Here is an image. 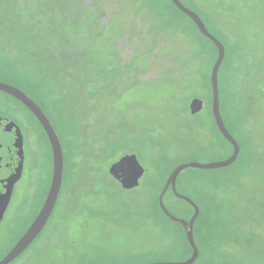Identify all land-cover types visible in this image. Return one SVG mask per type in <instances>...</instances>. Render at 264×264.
<instances>
[{
	"label": "rangeland",
	"instance_id": "1",
	"mask_svg": "<svg viewBox=\"0 0 264 264\" xmlns=\"http://www.w3.org/2000/svg\"><path fill=\"white\" fill-rule=\"evenodd\" d=\"M182 1L198 5L199 12L211 18L214 26L209 28L226 35L227 51L236 53L238 44L246 43L252 52L238 90L225 64L218 74L220 106L228 129L240 143L239 157L223 168H189L177 177L176 189L205 210V219L194 233L199 255L193 264H264L255 238L247 235L256 230L264 239V0ZM83 2L93 3L96 12L81 14L72 8V0H0V65L10 67L0 66V73L19 74L33 97L46 93L47 99L59 101L55 87L66 76L57 67L44 70L43 63L52 68L49 57L56 55L51 49L59 48L64 55L79 48L85 55L78 62L94 75L98 93L83 124L88 132L84 148L96 153L85 163V170L68 171V182L76 180L82 187L78 193L66 189L61 194L44 231L50 244H40V254H33L27 263L16 259L10 264L184 261L190 254L180 227L165 221L167 231L155 226V220L162 221L153 202L156 188L175 164L218 162L230 155L207 110L208 74L215 51L166 0ZM147 20L169 25L176 38L187 41L195 54L191 68L153 62L157 54L156 49L148 53L154 33ZM124 37L123 47L117 48ZM64 39L68 46L61 44ZM193 96L205 101L194 116L186 114ZM0 97L9 100L1 92ZM19 115L23 173L0 222V258L39 211L50 182V150L43 132L23 110ZM61 140L65 166L67 159L70 164L86 157L84 150L71 157L70 151L77 149L62 136ZM126 152L135 153L146 169L132 189L106 173L110 163ZM165 203L179 216L188 214L172 197H166Z\"/></svg>",
	"mask_w": 264,
	"mask_h": 264
},
{
	"label": "water",
	"instance_id": "2",
	"mask_svg": "<svg viewBox=\"0 0 264 264\" xmlns=\"http://www.w3.org/2000/svg\"><path fill=\"white\" fill-rule=\"evenodd\" d=\"M181 12L187 15L198 27L199 31L208 39H210L217 49V56L210 72L211 84V111L215 124L220 134L232 146V152L226 159L218 162L198 163L185 162L176 165L168 174L164 185L158 194L157 203L162 212L173 222L181 224L185 239L191 248V253L187 259L181 262H147L141 264H193L199 255V249L194 239V223L199 215L198 205L188 196L179 193L176 189V180L178 175L185 169H218L231 165L238 157L240 146L236 139L227 130L220 115L219 110V92L217 84V75L219 66L224 56V47L222 43L212 35L203 24L199 16L192 10L185 7L180 0H170ZM0 91H3L22 102L37 118L42 126L50 147L52 155V176L47 195L44 202L27 229L11 246V248L0 258V264H9L17 258L40 234L46 224L56 203L63 173V154L59 139L41 110V108L20 89L0 81ZM203 107V101L200 98H193L189 103L191 114L199 112ZM23 167V140L22 135L13 123L6 119L0 120V221L3 218L6 207L9 203L13 186L20 177ZM108 174L117 180L120 185L126 189L137 187L143 177L146 169L139 162L137 156L133 152L122 154L117 160L110 163ZM170 189L172 193L179 199L187 202L192 208V215L186 219L173 215L165 206L163 196Z\"/></svg>",
	"mask_w": 264,
	"mask_h": 264
},
{
	"label": "flooded vegetation",
	"instance_id": "3",
	"mask_svg": "<svg viewBox=\"0 0 264 264\" xmlns=\"http://www.w3.org/2000/svg\"><path fill=\"white\" fill-rule=\"evenodd\" d=\"M180 2L185 7H187L190 10H192L193 12H195L199 16V18L202 20V22L205 25L206 29L222 43V45L224 47V56H223V59H222V62L220 64V66H219L218 74H219L223 64H225V68H227L228 70L230 69V72L233 74V77H234L233 78L234 89L238 90V88L243 85L244 80L246 78V75L248 73L247 72L248 69L246 68V70H244L243 68H245V66H248L249 63H250V60H251L250 56H251L252 52L250 50V45L246 44V43H245V45L238 44L239 50L236 53L227 51L226 44H225L226 42H225V39H224V37H226V35H222L221 34V36H219V35L215 34L209 28V26L213 25L211 18H208V17L206 18L204 14L202 15L199 12V7H197L198 5H195L193 3H190V5H185L182 0H180ZM134 4L136 5L135 2H134ZM212 4H213V2H212ZM72 6H74L72 8H74L77 12H81V14L83 12H86V13H88L91 16L93 14V12H96V6L94 8L93 3L92 4L90 2L86 3V2H83V0H79V1L72 0ZM131 6H132V3H131ZM178 11H180V10L178 9ZM180 14L181 15L183 14V17H185V16L188 17L183 12H181ZM188 19H189V21L191 23V26L198 33V35L199 36L201 35L202 37H204L205 40L206 39L209 40V44H211V46L213 47V49L215 51V59H216L217 49H216V46L214 45V43L210 39L205 37L199 31V29L196 26V24L189 17H188ZM146 22H148V20ZM148 23H149L148 29L152 30L151 32H154L155 29L153 28L152 21L148 22ZM163 35H166L169 39L168 38H163ZM176 37L177 36L174 33L170 32V31H166L164 33L161 32L158 35V38H157V40H156V42L154 44L155 45L159 44V46L156 47V48H155V46H153V49H156L155 50V55L157 54L159 60L157 59V56H156V57H153L154 58L153 62H155V60H156L157 62H159V64L160 63L165 64L168 61H171L172 64L175 65L174 68H176V65L179 64V61L178 60L174 61L175 59H173L172 56H174L177 59V56L179 55V51L181 50L180 46H176L177 45L176 42L179 39V38H176ZM123 39L125 40L126 38L124 37V38H122V41L117 42V44H118L117 48L123 47ZM166 39H168L169 42L173 41L174 44L170 45L168 42L165 41ZM61 44H63V45L66 44L68 46L67 40H65V39H64V41ZM56 49H57V51H54L53 49H51L49 51L50 53H53V54L56 55V57H51V56L49 57V61H51L52 63L54 62L53 65H52V68L49 65L46 66V63L44 62L43 63V65H44L43 69L46 70V71L47 70H55V68L57 67L56 70H59L64 76H66V79L60 78V82L55 87V89L58 90L57 94L61 96V100L59 99V101H57V99L55 100L54 97H52V96H48V99H47L46 98V93H44L41 96V98L35 97V96L33 97L26 91V89H25L26 86L23 85V84H26V85H29V84L27 82H24L23 80H21V76L19 74H15L12 71L8 72V73H5V72L0 73V81L1 82L7 83L9 85H12V86L20 89L22 92H24L29 98H31L41 108V110L43 111V113L45 114V116L47 117L49 122L51 123V125H52V127H53V129H54V131H55V133H56V135L58 137V139H59V142H60V145H61L62 154H63V173H62L61 186H60L59 194H58V197H57L55 205H57V203L59 202V199L61 197V194H63L66 189H69L70 192H77L78 193L80 188L82 187L81 185H78V183H76V182L73 184L72 182H68L67 181L68 175H67V170H66L65 165H64V156H65L64 155V147H63V142L61 140V134L62 133H61L60 127L58 125L61 124V123H70L71 122V123L82 124V126L84 127V125H83L84 122H86L87 119L89 118L88 110L89 109H94L93 108L94 107L93 104H95L97 102L96 100H98V93H97V91L95 89L96 81H95L94 75L86 70V68H85L86 64H83L81 62L82 64L80 65L79 62H78L80 57H84V55H85L84 51L80 50L79 48H74L75 50H73L71 53H69V54L66 53V54L62 55V53H63L62 50H59V48H56ZM143 49L147 50V47L144 46ZM149 51H150V46H148V53H149ZM166 52H168L169 54H167ZM227 57L231 59L230 62L227 61L228 63L225 62V60H228ZM168 58H170V59H168ZM4 65L5 64H2V66H4ZM179 65H178V68H179ZM212 66H213V64L211 65V68H212ZM46 68H50V69H46ZM211 68H210V71H209V74H208V82L207 83L209 85V92L210 93H209V98H208V101H207L208 108L207 107L206 108H207V110L209 112V115L211 117V122H212V125H213L214 129L220 134V132H219V130H218L216 124H215V121H214V118H213V115H212V111H211V84H210ZM165 71L167 72L166 69L164 70V72ZM50 75H52L51 72H50ZM2 78H6V79H2ZM217 84H218V75H217ZM87 86L90 87L88 90H86ZM92 88H93L94 92H90V91H92ZM0 92L5 94V95H7V97H9V100L0 97V120L1 119H6L9 122L13 123L17 128H19V130L21 132V135H22L23 143H24V136H23L20 124H19L21 122L20 115H19L20 110H23L26 114H28L29 117H31L33 119V121H35L37 123V125L39 126V128L43 132V135H44V137H45V139L47 141V145H48L49 150H50V158H51L50 181H51V176H52L51 147H50L48 138H47L42 126L40 125L39 121L34 116V114L22 102H20L18 99L14 98L13 96H11V95L3 92V91H0ZM218 92H219V90H218ZM262 92L264 93V88L262 89ZM195 97L202 99L199 96H193L191 99H189V101L187 103V106H186V110H187L186 114H188V112H189V114L192 115V116L197 115L205 107V101L202 99V101H203L202 109L199 112L195 113V114H191L190 110H189V103ZM48 100L51 103H49ZM16 106H17L18 109L15 108ZM48 109H50L51 112L48 111ZM219 110H220V115H221V118H222V120L224 122V125L226 126L227 130L229 131V129L227 127L226 120H225V115L223 114V111H222L221 106H220V102H219ZM85 133H86V135L88 134V132H86V130H85ZM87 137L88 136L84 137V133H83L82 139L80 138L83 145H84V142L87 139ZM237 143H238V141H237ZM239 146H240V144H239ZM240 150H241V146H240ZM239 155H240V151H239L238 157H239ZM23 162H24V151H23ZM22 173H23V167H22L21 175L16 180V182L14 183V186L20 180V178L22 176ZM65 174H66V177H65ZM81 182L83 184V180H81ZM76 184L78 185V191L74 190V187L76 186ZM49 185H50V182H49ZM14 186H13V189H14ZM48 189H49V186H48ZM48 189H47V192H48ZM130 189H132V188H130ZM47 192H46V195H47ZM12 193H13V190H12ZM46 195H45V197H46ZM11 196H12V194H11ZM10 200H11V197H10ZM10 200H9V202H10ZM43 202H44V200H43ZM55 205H54V207H55ZM7 207H8V205H7ZM7 207H6V209H7ZM53 215H54V208H53V210H52V212H51L46 224L44 225L43 229L41 230V232L45 231V229L47 228L48 222H49V220L51 219V217ZM247 233H248L247 235H249L250 237H254L255 238L256 243H257V247L260 248L259 252L264 255V249H262V242H264V239H261L260 235L256 233V230L247 231ZM34 240H33V242H34Z\"/></svg>",
	"mask_w": 264,
	"mask_h": 264
},
{
	"label": "trees",
	"instance_id": "4",
	"mask_svg": "<svg viewBox=\"0 0 264 264\" xmlns=\"http://www.w3.org/2000/svg\"><path fill=\"white\" fill-rule=\"evenodd\" d=\"M167 1V3H169L170 5H171V7L175 10V11H177V12H180V11H178V9L170 2V0H166ZM152 7L153 8H157L158 9V7H157V4L156 3H153L152 4ZM181 13V12H180ZM183 15V14H182ZM185 16V15H184ZM186 17V16H185ZM187 19H188V17H186ZM189 20V19H188ZM159 22V21H158ZM167 25H168V23H166ZM169 26V25H168ZM168 26H166V25H164L163 23H161V22H159V25H156V23L155 24H153V28L155 29L154 30V37H153V40L151 41V42H153V45L155 46V44H154V42H156V40H157V38H158V35L162 32V33H164V32H166V31H170V32H172V33H174L175 34V32H174V30L172 29V28H170V27H168ZM187 30V29H186ZM172 35V34H171ZM200 37L202 38V39H204L205 40V38L204 37H202L201 35H200ZM166 42H168L170 45H173L174 43H173V41H170L169 42V40L168 39H166L165 40ZM191 41V40H190ZM206 42L208 41V43H209V40H205ZM176 46H180V51H179V55L177 56V60L179 61V64L180 65H183V67H186V68H191L192 67V65H190V62L193 60V58H195V54L193 53V49L192 48H190V46H189V44L186 42V40L185 39H178V41L176 42ZM153 45L152 46H150V51L153 49ZM177 48V47H176ZM179 49V48H178ZM167 54H169L168 52H166ZM172 56V55H171ZM187 57V58H186ZM168 59H170V58H168ZM214 60H215V54H214V57H213V60L211 61V65L213 64V62H214ZM167 66H169V67H171V68H173V67H175V65H169V64H172V62L171 61H168L167 63ZM211 65H210V68H211ZM1 67H3L2 66V64L0 65ZM4 66H8V65H4ZM9 67V66H8ZM10 68V67H9ZM209 71H210V69H209ZM48 111H50V109H48ZM51 112V111H50ZM49 112V113H50ZM59 127H60V131H61V136H62V138H64V140H66V142H67V144H70V145H72V147L74 148V149H77V151H70V156L72 157V155H77V156H80V154H79V152L80 151H83L84 150V155H86V157H84L83 159L82 158H79V159H77V161H74L73 163H68V159H67V161H66V163H67V165L65 166L66 167V170H67V175H68V171L69 170H71L72 172H74V170H85V163L87 162V160H89L90 158H91V156L92 157H94V155H95V153L96 152H93V150H92V148H90V149H88V151H86L85 150V148H84V145L82 144V141H81V139H82V136H83V133H84V137H86L87 135H86V133H85V126L83 127L82 126V124H77V123H61V124H59L58 125ZM229 132H230V130H229ZM231 133V132H230ZM220 135V134H219ZM220 137L229 145V149H230V154H231V151H232V146H231V144H229L224 138H223V136H221L220 135ZM81 138V139H80ZM90 139V138H89ZM91 139H93V138H91ZM239 143V142H238ZM240 144V143H239ZM94 149L95 150H97V147H94ZM101 151H105V150H103L104 149V147L102 148L101 147ZM80 153H82V152H80ZM73 159V158H72ZM64 163H65V158H64ZM176 165H178V164H175L172 168H170V170L168 171V173H167V176H168V174L171 172V170L176 166ZM189 169V168H188ZM191 169V168H190ZM105 170H106V168H105ZM201 170H205V169H201ZM106 173H107V175H108V172L106 171ZM167 176L165 177V179L163 180V182H162V184H161V186H159V187H157L156 188V196H155V199H154V202H153V204H154V209H155V212H156V214H158V216H159V220L160 221H162L161 223H159L158 222V220H155V226H157V227H160L159 229H161L162 231H167L168 230V228H166L165 227V225L164 224H162L163 223V221H165V223H170V224H172V225H174V226H178V227H180V229H181V231H182V234H183V237H184V239H185V234H184V231H183V228H182V226H181V224H179V223H176V222H173V221H171L163 212H162V210L160 209V207H159V205H158V203H157V197H158V194L160 193V191H161V189H162V187H163V185H164V182H165V180H166V178H167ZM178 179V178H177ZM69 180H71V179H68V177H67V181H69ZM78 180H80V178L78 179ZM81 180H82V178H81ZM84 180V179H83ZM73 181H75L76 183H77V181L76 180H73ZM177 181V180H176ZM74 190L75 191H78V185L76 184V186L74 187ZM178 191V190H177ZM179 192V191H178ZM180 193V192H179ZM182 194V193H181ZM166 197H172L176 202H178V203H181V204H183L187 209H188V214H184V215H182V216H179L178 214H175V213H173L168 207H167V205H166V203H165V198ZM163 201H164V204H165V206H166V208L173 214V215H175V216H177V217H181V218H186V219H188L191 215H192V213H193V208L187 203V202H185L184 200H181V199H179V198H177L173 193H172V191L170 190V189H168L166 192H165V194H164V196H163ZM181 213H184L183 211H180ZM205 219V210H200V208H199V215H198V217L196 218V220H195V223H194V233H195V230H196V226L197 227H200L202 224V222H203V220ZM186 240V239H185ZM43 243H45V245H49L50 244V237L49 236H47L45 233H44V231H42L40 234H39V236L34 240V242L20 255V256H18L16 259L19 261V262H21V263H27V261L29 260V258L34 254V255H39L40 254V252H41V246L39 247V245L41 244H43ZM186 244H187V247H188V251H189V254L191 253V248L189 247V245H188V243H187V241H186ZM197 244V243H196ZM40 248V249H39ZM16 259L14 260V261H16ZM13 261V262H14ZM12 263V262H11Z\"/></svg>",
	"mask_w": 264,
	"mask_h": 264
}]
</instances>
